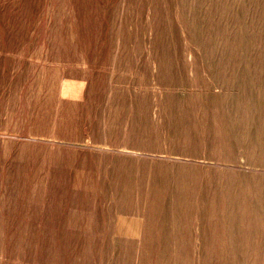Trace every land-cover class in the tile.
<instances>
[{"label":"rangeland","instance_id":"obj_1","mask_svg":"<svg viewBox=\"0 0 264 264\" xmlns=\"http://www.w3.org/2000/svg\"><path fill=\"white\" fill-rule=\"evenodd\" d=\"M183 2L0 0V264H162L166 249L142 246L136 229L156 161L214 154L203 164L264 175V152L250 161L228 132L217 96L230 90L178 70L193 58L188 20L173 16ZM173 28L169 46L150 44ZM199 87L209 108L184 143L177 107ZM195 248L179 257L238 264Z\"/></svg>","mask_w":264,"mask_h":264},{"label":"bare ground","instance_id":"obj_2","mask_svg":"<svg viewBox=\"0 0 264 264\" xmlns=\"http://www.w3.org/2000/svg\"><path fill=\"white\" fill-rule=\"evenodd\" d=\"M174 10L180 12L173 14L179 19L176 24L188 20L193 49V58L183 56L178 70L192 71L201 87L211 83L230 90L217 96L228 104V132L250 161L258 160L257 154L264 152V0H184ZM181 34L182 28H173L171 34L155 35L150 44L161 39L169 46ZM171 64L166 56L156 61L159 67ZM204 72L208 78L200 76ZM159 75L171 81L167 74ZM166 100L173 99L168 95ZM209 100L200 88L177 107L174 132L184 143L190 142L192 127L203 129L195 124L200 119L195 113L205 112ZM217 159L214 154L194 160L176 157L156 161L149 170L141 208L144 220L136 229L142 246L166 249L162 264H190L179 255L190 257L194 247L203 260L264 264V175L245 170L234 175L230 169L203 164ZM239 168L257 170L249 164ZM148 254L143 251V263Z\"/></svg>","mask_w":264,"mask_h":264}]
</instances>
